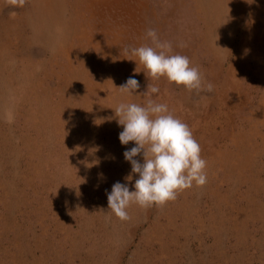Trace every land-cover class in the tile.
<instances>
[{
	"label": "rangeland",
	"instance_id": "rangeland-1",
	"mask_svg": "<svg viewBox=\"0 0 264 264\" xmlns=\"http://www.w3.org/2000/svg\"><path fill=\"white\" fill-rule=\"evenodd\" d=\"M149 29L212 91L146 77L125 49ZM149 99L189 126L207 182L109 219L137 178L114 109ZM0 264H264V0H0Z\"/></svg>",
	"mask_w": 264,
	"mask_h": 264
},
{
	"label": "clouds",
	"instance_id": "clouds-1",
	"mask_svg": "<svg viewBox=\"0 0 264 264\" xmlns=\"http://www.w3.org/2000/svg\"><path fill=\"white\" fill-rule=\"evenodd\" d=\"M146 36L152 45L126 48L125 51L143 66L144 74L152 80L165 77L187 91L211 92L212 84L204 85L197 67L191 66L189 58L171 54L172 45L161 42L155 29H149ZM134 72L135 69H134ZM139 73V72H136ZM140 82L130 76L124 85L117 88L132 96L140 88ZM151 94L159 93L158 86H152ZM117 123L123 130L118 139L121 145L134 142V147L123 153L131 164V173L125 177L135 183L130 190L128 183L116 182L107 193L108 218L115 216L120 221L130 219L128 209L137 205L142 209L163 206L175 200L178 193L207 182V161L201 157L199 142L193 137L189 126L173 116L166 104L149 99L146 105L120 103L114 109ZM111 119V118H109ZM141 156V160L136 159Z\"/></svg>",
	"mask_w": 264,
	"mask_h": 264
},
{
	"label": "crops",
	"instance_id": "crops-1",
	"mask_svg": "<svg viewBox=\"0 0 264 264\" xmlns=\"http://www.w3.org/2000/svg\"><path fill=\"white\" fill-rule=\"evenodd\" d=\"M254 242H255V241H254ZM246 250H247V252H249V250H250V247H248V246H247V249H246Z\"/></svg>",
	"mask_w": 264,
	"mask_h": 264
}]
</instances>
